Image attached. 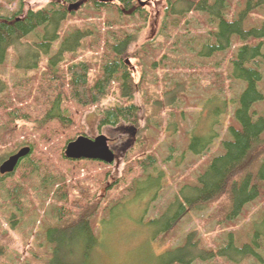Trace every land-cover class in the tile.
I'll use <instances>...</instances> for the list:
<instances>
[{"label": "trees", "instance_id": "obj_1", "mask_svg": "<svg viewBox=\"0 0 264 264\" xmlns=\"http://www.w3.org/2000/svg\"><path fill=\"white\" fill-rule=\"evenodd\" d=\"M65 1L50 0L44 7L24 11L20 0L15 11L0 14V68L12 52L13 68L21 73L11 83L0 75V163L20 147H30L12 173L0 174V191L7 193L17 209L7 214L10 227L24 218L20 208L22 201H28L27 182L35 177L36 186L52 204L45 218L56 220L45 229L48 250L39 264H78L76 259L88 252L74 248L69 255V239H77L82 248L83 240L88 248L100 242L95 231L100 209L94 203L91 184L99 180L89 172L80 176L81 163H107L65 157L66 143L78 134L74 111L97 105L99 125L124 121L140 132L137 141L146 153L127 158L122 177L112 183L113 188L122 183L124 191L103 206L111 214L129 197L138 199L148 191L139 188L145 179L153 178L154 187L158 185L161 171H149L157 158L152 140L144 142L145 132L161 130L155 115L164 107L179 110L194 104L200 105L198 110L212 108L213 114L209 123L185 132V150L202 158L211 151L212 141L223 137L219 153L207 159L194 182L186 180L151 219L163 224L155 235L165 237L191 210L202 211L222 196L227 201L223 220L228 224L222 226L224 236L214 245L196 230L187 233L180 244L168 246L170 257L165 264H211L215 255H225L233 263L252 259L250 264H264V210L247 221L246 238L227 230L230 220L247 204L264 200V0H240L238 4L232 0H166L155 37L140 43L137 39L148 18L138 0H88L87 17L95 24L69 28L65 26L75 12H68ZM252 12L259 14L257 20L248 18ZM126 59L138 74H133ZM149 86L160 88L166 100L156 95L152 101L146 98V105L153 104L147 114L145 105L134 102V92ZM113 89L120 91L119 103L101 105ZM224 117L234 125L223 127ZM166 145V158H170L174 144ZM108 174L102 172L104 180Z\"/></svg>", "mask_w": 264, "mask_h": 264}, {"label": "rangeland", "instance_id": "obj_2", "mask_svg": "<svg viewBox=\"0 0 264 264\" xmlns=\"http://www.w3.org/2000/svg\"><path fill=\"white\" fill-rule=\"evenodd\" d=\"M19 1L14 0L9 2L7 0H0V14L7 15L15 11L19 7ZM49 1L23 0L22 8L24 11L29 8L38 9L46 6ZM138 1L139 3H144L143 7L146 8L148 18L143 31L137 39L140 43L147 38L155 37L163 22V11L167 1ZM239 2L240 0H232L234 4H238ZM85 3L79 9L71 11L75 12V15L70 18L65 28L95 24L92 23L91 16L87 17V8L90 9V7L89 3ZM21 15L22 13L19 14V16ZM258 17V13L252 12L248 18L257 20L256 18ZM14 61L15 56L10 52L6 62L0 68L2 69L1 78L6 83H11L21 74L19 73L20 71H15L13 68ZM130 65L133 74H138L133 64ZM115 89L112 90L111 95H108L101 101V105L119 103L120 91H116ZM162 93L163 91L160 88L149 86L145 91L134 92V102L138 103L141 107L145 105L146 113L148 114L153 110V104L147 103L146 105V98L152 101L156 95L165 101L166 97ZM261 106L264 109V102ZM199 108L200 105L197 107L194 104L181 106L179 110L164 107L158 115H155L154 119L159 123L161 130H158L159 134L156 131L154 132L153 129L148 130L149 133L145 132L147 138H144V142H146V139L148 142V138L152 140L151 148L152 150L154 149V154L157 157L155 166L148 170L152 174H158L161 171L162 176L159 177L158 185L155 187L153 185V182H155L153 178L149 180L145 179L139 185V188L147 187L149 188L148 191H145L138 199L131 198L128 195L127 203L114 209L111 214L108 211L105 213L103 206L112 203L115 196L120 195L121 191H124L122 190V183L119 185V188H113L112 183L115 182L116 178L122 177L123 170L127 165V158L131 155L136 158L142 157L146 153V150L140 149L139 142L137 141L140 132L131 123L124 121H120L115 126L99 125L100 115L98 114L97 105L91 106L84 111H74V119L78 123L74 131L78 132L75 138L79 135L94 138L99 134H103L107 137L108 146L114 154V161L111 164H107L108 166L96 162L83 161L81 163L84 168L80 172V176H84L85 172H89L91 176L99 180L97 184H94L91 180V184L93 185L92 191L96 193L94 203L96 202L100 209L97 219L100 221L102 218V221H98L97 226H95V231L98 233L100 240L98 244H92L88 248L86 247L88 246V242L86 243L84 240L79 241L85 246V248H82L77 246V239H69L66 250L69 251V255L74 248H77L78 251L85 249L84 251L88 252L87 256L76 259L78 264H165L170 257V254L167 253L168 246L180 244L183 241V237L192 230H196V234L200 236L205 237L206 235V239L211 245L222 240L224 235L222 236L221 228L224 224H228V222H224L225 220H223L226 217L224 211L227 209V201L224 196L211 201L202 211L191 210L184 217L180 218L163 238L155 235V231L163 224L151 220L154 216L159 215L165 206L169 204L177 189L181 185H184L186 180L191 183L194 182L207 159L219 153L218 147L223 137L215 138L210 145L211 151L203 155L202 158L196 157L197 155L184 148L187 137V133L185 134V132L191 131L193 126L194 130L198 126H204L212 118V108L198 110ZM171 113H174L175 116L171 117ZM179 113H181L180 116ZM196 117L197 123H195ZM140 121L142 126L145 125L143 119ZM222 123L223 127L234 125L229 117H224ZM197 124L199 125L197 126ZM223 127L220 136H223ZM155 134L158 135L156 136ZM21 137L24 138V136ZM167 142L174 144V150L171 151L170 158H166L168 155V151L166 150ZM181 148H184L183 156L180 155ZM104 170L109 171L105 180L102 176ZM135 171V174H138V169H135ZM34 179L35 177L27 182L28 201L27 203L22 201L23 204L20 208L22 213L24 212V218L22 221H16L11 227L7 222V214L12 209L16 211L17 209L13 208L9 202L7 193L4 190L0 191V264H3L6 259L7 264H22L24 262L39 264L40 257L47 255L48 245L44 240L45 229L49 224H55L56 220L45 218L46 215H50L49 207L52 205L51 200L47 199L46 195H43L39 187L36 186ZM128 182H130V179H128ZM185 190L187 194L191 193L188 188ZM263 208L264 200L255 199L244 207L240 215L230 220V226H228L227 230L232 231L234 235L240 234L242 238H246L249 228L247 221L254 220L264 210ZM245 213L247 215H244ZM28 214H31V216L27 217ZM257 223V228H259V221ZM262 228L264 226H261ZM235 243L238 244L237 241ZM34 253L40 254L34 257ZM14 256L21 263H18ZM226 258L225 255H215L213 257L214 261L211 264H250L252 261V259H245L240 263H233ZM195 264L205 263L197 262Z\"/></svg>", "mask_w": 264, "mask_h": 264}, {"label": "water", "instance_id": "obj_3", "mask_svg": "<svg viewBox=\"0 0 264 264\" xmlns=\"http://www.w3.org/2000/svg\"><path fill=\"white\" fill-rule=\"evenodd\" d=\"M82 5L81 1L72 2L68 6V12L77 10ZM127 62H129L126 59ZM136 72V71H134ZM30 153L29 146H22L15 152L8 155L0 163V174L12 173L21 158ZM64 155L70 159H91L99 160L107 164L114 161V154L108 146L107 137L99 134L94 138H89L85 135H79L73 140L69 141L64 149Z\"/></svg>", "mask_w": 264, "mask_h": 264}, {"label": "flooded vegetation", "instance_id": "obj_4", "mask_svg": "<svg viewBox=\"0 0 264 264\" xmlns=\"http://www.w3.org/2000/svg\"><path fill=\"white\" fill-rule=\"evenodd\" d=\"M79 1H81L82 2V4H84L85 2H87L88 0H79ZM72 2H75V1H70V0H66L65 2H63V5L66 7V9H68V6L72 3ZM142 6H144V3H140ZM82 6V5H81ZM126 64L128 65V67L130 68L131 67V65H130V63H128L127 61H126Z\"/></svg>", "mask_w": 264, "mask_h": 264}]
</instances>
